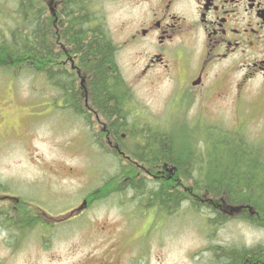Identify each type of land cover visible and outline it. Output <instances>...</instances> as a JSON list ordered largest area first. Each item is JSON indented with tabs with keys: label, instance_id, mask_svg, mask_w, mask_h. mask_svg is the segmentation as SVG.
Returning <instances> with one entry per match:
<instances>
[{
	"label": "rangeland",
	"instance_id": "obj_1",
	"mask_svg": "<svg viewBox=\"0 0 264 264\" xmlns=\"http://www.w3.org/2000/svg\"><path fill=\"white\" fill-rule=\"evenodd\" d=\"M91 3L93 13L98 14L100 19L97 22L105 24L106 35L118 46L113 60H117L121 79L127 82L128 87L120 86L116 90L123 94L130 92L127 99L123 94L121 97L115 94L120 98L117 116H120L119 123L124 124V129L119 128V123L117 127L121 134L126 135L121 136V141H118L127 151L136 149L142 134L157 142L160 137L156 136L155 132L164 130L166 137L170 141L172 139L171 144H182L187 156L195 155L203 161L206 159L205 163L209 164L211 155L206 152L205 146L194 144V138L204 135L207 126H216L231 134L240 131L253 142L264 145L262 78L250 80L239 89L237 83L241 76L239 73H231L233 89L225 101L208 104L205 110L196 102L183 105L178 97L168 95L175 87L164 79L161 70H156V73H150L145 78H138L140 69L134 62L139 60L136 53L141 52L142 46L119 48L124 45L138 15L139 8L134 7V0H91ZM0 6L7 9L1 12L0 18L2 41L10 38V31L15 30L17 22H14L9 14L13 13V10L10 11L9 7H6V0H2ZM61 6L59 0L46 2V12L51 18L50 30L53 41H61L62 47L69 46L71 49L70 44L62 37L64 30L61 25L65 20L61 15ZM12 9H15L14 6ZM100 15L103 18H100ZM2 62L5 61L0 59V195L10 194L20 200L25 196L41 199L50 203L52 209L64 202L67 193L76 195L100 189V193L106 194L105 198L108 196L106 199H112L94 205L95 207L81 220V225L72 224L69 227L72 231L69 234H66L69 231L64 228L54 236L53 252L56 256L68 258L70 254L67 248L71 243L99 240V223L104 222L117 232L134 230L138 246L146 251L147 260L150 262L146 264H155L157 260L161 264H218L215 258L220 254L221 248L231 250L234 247L264 246V229L239 218L244 211L242 206L227 210L219 207L218 210L216 200H220L212 193L204 190L199 192L194 186L196 178L199 180L198 176H187L182 170V165L164 166V181L168 180V185H164L165 189L178 192L177 187L181 184L179 190L189 200L182 202L178 210L173 207L174 203H170V209L164 206V215L155 213V221L163 224V228H143L138 219H144L138 210L132 223H125L122 216L128 213L130 205L125 204L124 207L127 201H120V198H130L132 191L127 183L129 178H134L135 175L139 177L138 170L122 162L105 138L92 135L93 129L101 128L93 118L86 121L78 116L67 117L64 108L55 107V100L61 101L60 92L62 96L65 94L66 85L64 89L59 85H56L58 89L53 88L46 74L28 66H9L8 62ZM89 62L90 59L85 61L87 65ZM220 67L214 66L213 70L218 72ZM80 80L81 78L76 77L78 91L83 88ZM75 87L73 86L74 90ZM89 91L91 92L90 88ZM187 108L190 110L186 112ZM105 122L107 123L106 120ZM175 155L179 156L180 153ZM85 181L89 184L80 186ZM169 182H172V185H169ZM85 188L88 190H84ZM146 189L149 191L148 187ZM191 201L210 206L219 212L222 221L210 223L209 219L213 217L211 213L214 210L210 211L206 207L194 208ZM13 202L0 203V207L9 204L10 208L11 204L18 208L21 206L20 201ZM140 204L138 199L137 209ZM225 217H230V220L223 221ZM146 224H150V221ZM14 235V232L1 231L0 228V262L4 256V244L9 248L13 241L18 240L20 244L17 246L23 244L26 249L18 255L17 246L14 247L13 255L11 250H7L8 256L14 257L13 264H36L37 260L39 264H52L48 261V254H41L40 260L37 259L36 254L41 252L37 253V247L32 245L35 239L31 238L32 235L27 240ZM82 252V249L75 250L73 257L81 256ZM44 258L46 261L42 262Z\"/></svg>",
	"mask_w": 264,
	"mask_h": 264
},
{
	"label": "flooded vegetation",
	"instance_id": "obj_2",
	"mask_svg": "<svg viewBox=\"0 0 264 264\" xmlns=\"http://www.w3.org/2000/svg\"><path fill=\"white\" fill-rule=\"evenodd\" d=\"M134 7L139 8L138 15L124 45L119 48L142 46L141 52L136 53L139 60L134 62V65L138 64L140 69L138 78H145L150 73L161 70L164 79L175 87L168 95L178 97L183 105L196 102L205 110L208 104L225 101L233 89L231 73L240 74L241 78L237 83L239 89L255 78L260 77L264 80V0H134ZM109 42L114 47L115 53L118 46L111 38ZM58 46L61 50L57 48ZM52 47L49 70L54 74L63 73L69 78L65 94L62 96L60 92L61 101L55 100V107L64 108L67 117L78 116L86 121L93 118L101 128L93 129L92 135L105 138L108 145L121 154L119 156L122 162L128 163L140 174L139 177L135 175L128 180L129 189L133 191L130 198H120V201H127L124 207L125 204L130 205L128 213H125L122 219L125 223L131 224L138 210L144 219V221L138 219L143 228L150 227L154 230L159 226L162 229L163 224H158L159 221H155L154 215L155 213L164 215V201L152 200L149 197L140 199L134 191L137 186H132L131 183L144 181V187L156 189L158 195L164 196V160L150 162L143 160L142 155L134 157L126 154L124 146L119 142L121 136H126L121 134V130L117 127L120 116H117V113L112 116L110 111L104 110L106 106L103 103H99L98 100L95 102L91 98L93 92L89 91L88 84L93 78L90 72L94 67L85 63L87 58L82 54V50L74 48L73 45H70L71 49L69 46L62 47L60 41L56 40L53 41ZM113 61V66L109 67L112 69L114 79L110 80L111 91L113 94L114 90L121 97L123 93L116 89L120 86L126 88L128 84L121 79L117 60ZM217 65L221 66L218 72L213 70ZM76 77L81 78L80 83L83 86L79 91ZM73 86H76L75 90ZM52 87L57 88L54 79ZM73 94L77 95L76 100ZM118 96H114L115 103L120 102ZM127 96H130L129 91L123 94L125 99ZM189 110L187 108L186 112ZM155 133L164 141V130ZM155 146L157 149L158 145ZM122 162L120 163L123 165ZM86 184L89 182L85 181L80 186ZM99 191L100 189L96 191L97 193L81 192L76 195L67 193L64 202L54 209L51 208L50 203L41 199L25 196L20 200L10 194H1L0 203H14L13 200L21 202L19 208L14 207V204H11V208L10 204L5 205L6 208L0 207V218L3 217L9 222L1 230L5 231L11 226L14 230L9 232H14L18 238L22 236L23 240H27L32 235L31 238H35L32 245L37 247V253L41 252L36 254L37 259L40 260L41 254H48V261L52 264H146L149 262L146 251L138 246L139 242L134 230L117 232L106 222L99 223L97 231L99 240L71 243L67 248L70 254L68 258L54 254L53 238L58 232L66 228L69 231L66 234H69L72 232L69 227L72 224L81 225V220L95 207L94 205H100L105 200L112 201L110 198L106 199L108 196L105 198L106 194ZM138 199L141 204L137 209ZM148 220L150 224H146ZM17 244H20L18 240L13 241L9 248L4 244L1 264L15 262L14 257L8 256L7 250L9 252L11 250L13 255ZM24 247L26 246L23 244L17 246V255L25 251ZM77 249H82L83 252L81 256L74 258L73 253ZM45 261L46 258L42 260ZM36 264H39L38 260ZM155 264L161 263L157 260Z\"/></svg>",
	"mask_w": 264,
	"mask_h": 264
},
{
	"label": "trees",
	"instance_id": "obj_3",
	"mask_svg": "<svg viewBox=\"0 0 264 264\" xmlns=\"http://www.w3.org/2000/svg\"><path fill=\"white\" fill-rule=\"evenodd\" d=\"M59 1L62 3L61 15L65 20L61 25L64 30L63 40L73 45L74 48L81 49L84 57L90 59L88 64L94 67V70L90 72L93 78L88 84L93 92L91 98L95 102L98 100L99 103H103L106 106L105 111H110V114L114 116L118 113L119 103H115V91L113 90L114 96L110 94L112 93L110 80L114 79L112 69L109 67L114 64L115 53L114 47L106 35V26L105 24L101 25V21L97 22L100 19L98 14L93 13L91 0ZM6 2V7H9L10 11L13 10V13L9 14L15 20L14 22H17V27L10 31V38L0 41V59L8 62L9 66H28L30 69L42 72L46 74L51 84L54 79L56 85L64 89L69 78L63 73L54 74L49 70L53 38L52 30H50L51 18L46 12L48 0H6ZM0 4H2V0H0ZM13 6L15 9H12ZM4 11L7 9L0 6V18L2 17L1 12ZM100 18L103 16L100 15ZM5 62L2 63L5 64ZM2 67L4 66L2 65ZM98 68L103 70L99 71ZM73 98L76 100L77 95L73 94ZM95 104L97 105V103ZM117 121L119 123V120ZM119 128L124 129V124L119 123ZM205 129L204 135L194 138V144L205 146L206 152L211 155L209 164L205 163L206 159L203 161L202 158L195 155L187 156L182 144L178 146L171 144L172 139L170 141L165 134L164 141L160 138L158 143L152 141V137L142 134L136 149L133 151L125 149L126 154L134 157L142 155L143 160L150 162L164 160V166L182 165V170L187 176L192 174L198 176L199 180L196 178L194 186L199 192L204 190L207 193H212L216 199L220 200H216L218 210H220L219 207L227 210L242 206V209L247 212L243 211L239 218L264 229V145L253 142L250 137L240 131L231 134V132L221 130L216 126H207ZM156 144L158 145L157 149H155ZM178 153L180 155L176 156L175 154ZM144 183V181L131 183L132 186H137L134 191L140 199L144 200L145 197H149L152 200L164 201V206L167 209H170L169 206L172 203V205L175 204L173 207L176 210L182 202L189 200L181 194V190H179L181 184L177 187L178 192H170L164 187V196H161L158 195L156 189L147 191ZM171 183L169 182V185H172ZM164 185H168V180L164 181ZM191 203L197 209L206 207L210 211L214 210L205 204H197L194 201ZM211 214L213 217H210V223L214 224L216 220L222 221L219 212L214 210ZM225 218L223 220L225 222L230 220V217ZM0 219V228L2 229L9 222L3 217ZM10 230L12 231L14 228L10 226L5 231ZM220 250V254L216 253L217 257L215 258L218 264H264V246L234 247L231 250H222L221 248Z\"/></svg>",
	"mask_w": 264,
	"mask_h": 264
}]
</instances>
